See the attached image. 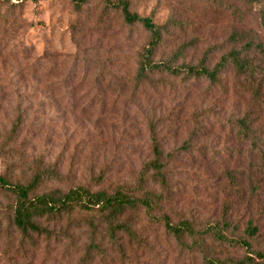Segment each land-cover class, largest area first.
<instances>
[{
	"label": "rangeland",
	"instance_id": "obj_1",
	"mask_svg": "<svg viewBox=\"0 0 264 264\" xmlns=\"http://www.w3.org/2000/svg\"><path fill=\"white\" fill-rule=\"evenodd\" d=\"M130 2L143 16L156 8V21L167 23L166 44L156 59L165 60L187 44L178 64L195 65L208 52L212 67L232 48L234 30H250L264 43L256 5ZM84 8L76 13L70 0H0V133L17 110H29L13 144L23 158L19 164L41 161L56 167L68 185L133 187L153 159L147 128L155 123L167 165L166 212L202 227L229 224L241 235L252 222L258 228V235L250 237L252 248L264 250V86L257 97L247 77L228 69L213 89L182 73L153 76L134 93L122 84L126 79L130 84L147 30L136 24L132 32L119 12L101 24L99 0ZM99 73L111 77V89L98 86ZM245 115L254 121L258 147L237 135L236 123ZM4 164L0 159V173ZM253 191L259 195L248 207ZM145 234L146 249L124 246L121 253L107 247L102 258L94 251L89 256L86 228L26 243L16 233H1L0 264H194L179 256L162 232ZM219 246L223 257L246 254L229 244Z\"/></svg>",
	"mask_w": 264,
	"mask_h": 264
},
{
	"label": "trees",
	"instance_id": "obj_2",
	"mask_svg": "<svg viewBox=\"0 0 264 264\" xmlns=\"http://www.w3.org/2000/svg\"><path fill=\"white\" fill-rule=\"evenodd\" d=\"M91 1L70 0V3L76 13L82 14ZM238 1L245 2V6L256 5L260 24L264 26V0ZM99 3L102 7L99 16L101 24L112 12H119L132 32L136 24L148 32L145 43L136 53L130 84L126 79L122 84L124 88L132 86V91L136 93L140 88L147 87L153 76L186 73L189 78L207 81L208 87L213 89L220 86L221 75L232 69L237 76L249 79V85L259 97L264 86V43L256 40L250 30H234L230 36L232 48L212 67L209 66L208 52L195 65L178 64L189 45H180L165 60L156 59L166 44L165 36L169 34L167 23L156 21V8L149 16H143L133 11L130 0H99ZM234 10L238 9L234 6ZM172 20L175 26L183 27L184 23L180 20ZM260 58L261 61H258ZM97 83L111 89V77L106 80L105 75L101 77L99 73ZM117 86L120 85L117 83ZM103 99L100 100L105 103ZM28 112L17 110V114L9 120V126L2 128L0 133V159L5 162V170L0 173V234L16 233L20 243H26L42 237L58 239L71 228H86L89 256L94 251L103 258L107 247L111 249L115 246L121 253L124 246L146 249L148 237L145 233L154 230L162 232L166 240L172 241L177 254L184 259L192 258L194 264H199L198 261L200 264H264V250L253 249L250 242V237L258 235V228L252 226V222L241 235L237 233V228L229 224L202 227L190 219H174L166 212L167 165L160 131L155 123L150 122L147 128L153 159L141 170L136 186L111 188L110 185L94 189L90 185L66 184L59 169L41 161L28 166L19 164L23 158L13 144L20 136ZM236 124L238 137L258 147L253 119L245 115ZM16 155H19L18 158H15ZM258 195V191L252 192L248 207ZM220 243L229 244L233 249H244L246 254L242 257H223L219 252Z\"/></svg>",
	"mask_w": 264,
	"mask_h": 264
}]
</instances>
